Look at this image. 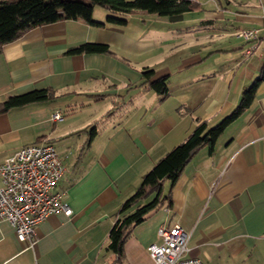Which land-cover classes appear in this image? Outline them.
Returning <instances> with one entry per match:
<instances>
[{"label":"crops","instance_id":"obj_1","mask_svg":"<svg viewBox=\"0 0 264 264\" xmlns=\"http://www.w3.org/2000/svg\"><path fill=\"white\" fill-rule=\"evenodd\" d=\"M191 1L199 8L181 15L138 11L126 25L103 28L60 21L3 46L0 105L40 89L53 98L0 106V163L28 145L53 144L66 167L56 189L73 212L43 221L32 247L0 221V264H90L109 246L143 177L198 125L211 128L231 114L255 83L251 105L214 148L199 149L176 183L164 182L162 201L133 227L124 259L155 264L148 248L162 242L159 229L178 224L189 235L186 257L264 264V0ZM108 14L96 7L94 19L106 22ZM256 27L257 40H236ZM88 42L112 53L67 54ZM145 69L155 70L153 79L168 77L167 96L143 85ZM57 112L62 120H54Z\"/></svg>","mask_w":264,"mask_h":264},{"label":"trees","instance_id":"obj_2","mask_svg":"<svg viewBox=\"0 0 264 264\" xmlns=\"http://www.w3.org/2000/svg\"><path fill=\"white\" fill-rule=\"evenodd\" d=\"M102 7L108 11L106 22L94 19V10ZM199 6L191 0H0V52L4 45L16 41L26 32L36 27L67 20H81L90 26L103 28L106 23L126 25L127 16L138 11L159 17H171L195 11ZM112 53L106 44L88 42L71 48L67 54H104ZM155 70L142 72L143 85L147 84L159 95L168 94V77L153 79ZM257 89V83L246 89L240 105L216 126L208 128L201 123L184 142L171 150L144 177L141 187L129 198L121 209V218L117 220L109 234V250L117 260L125 255V244L133 227L146 220L150 211L162 201L165 181L176 183L184 167L199 149L205 146L214 148L218 138L251 105ZM53 98L49 89L34 90L9 97L0 106L3 111L25 104L48 101ZM156 197L149 203H140L150 194Z\"/></svg>","mask_w":264,"mask_h":264},{"label":"built area","instance_id":"obj_3","mask_svg":"<svg viewBox=\"0 0 264 264\" xmlns=\"http://www.w3.org/2000/svg\"><path fill=\"white\" fill-rule=\"evenodd\" d=\"M261 32L258 27L244 29L238 37L252 42ZM62 119L60 113L54 114V120ZM65 172L66 167L51 143L28 145L0 163V221H8L18 240L28 247L36 244L37 228L49 216L72 215L71 206L56 189ZM158 235L162 242L148 248L155 264H204L200 259L186 257L189 235L182 226L161 228Z\"/></svg>","mask_w":264,"mask_h":264},{"label":"rangeland","instance_id":"obj_4","mask_svg":"<svg viewBox=\"0 0 264 264\" xmlns=\"http://www.w3.org/2000/svg\"><path fill=\"white\" fill-rule=\"evenodd\" d=\"M241 0H236V2H240ZM256 5V4H255ZM235 38L239 42H244L240 37H238V33ZM148 220V219H147ZM108 245L104 246L102 249L95 252L90 260V264H152L148 260H144L143 258L136 257L134 259H123L121 261L117 260L116 255H114L110 250H108Z\"/></svg>","mask_w":264,"mask_h":264}]
</instances>
